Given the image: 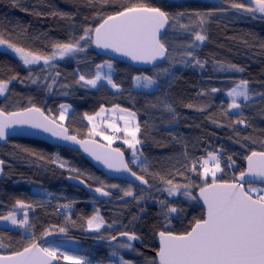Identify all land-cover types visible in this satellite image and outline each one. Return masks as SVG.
Masks as SVG:
<instances>
[{
	"label": "trees",
	"instance_id": "obj_1",
	"mask_svg": "<svg viewBox=\"0 0 264 264\" xmlns=\"http://www.w3.org/2000/svg\"><path fill=\"white\" fill-rule=\"evenodd\" d=\"M233 3L247 6L250 0H0V35L41 56L52 53L58 43H75L86 28L95 29L108 16L133 5L158 7L170 16L162 36L168 50L165 60L152 68L112 61L118 92L106 85L93 88L79 81L81 75L93 78L97 66L108 60L94 46L75 59L32 67L0 50V81L9 85L0 97V111L37 107L57 121L59 107L68 104L72 112L64 125L71 134L100 141L89 134L85 114L94 116L101 107L117 105L134 112L144 162L132 169L149 184V189H141L108 179L84 156L67 148L31 139H9L0 145V160L4 162L0 216L15 210L16 202L22 201L30 205L26 207L30 217L20 229L0 227V254L20 252L46 232L64 228L63 233L80 241L72 254L86 257L91 264H116L117 256L111 255L116 247L120 249L118 257L131 264H157L154 253L159 232L185 234L196 220L204 219L197 199L183 195L184 188L178 195L168 196L172 185L166 181L191 185L188 190L196 197L205 183L201 165L208 153L220 159L222 170L216 175L217 181L231 182L245 170L247 156L264 151V14L232 8ZM197 32L207 37L203 43L194 41ZM189 51L192 57L185 55ZM138 75L157 79L156 88L135 89L133 80ZM241 80L248 82L254 100L242 102L239 115H234L225 93ZM214 88L217 91L213 92ZM113 146L129 159V146L120 141ZM193 163L195 172L190 170ZM70 176L81 179L87 187L68 182ZM211 180L208 176L207 182ZM88 187L103 188L110 194L101 199ZM129 188L133 195L125 196ZM171 207L178 211L169 212ZM96 214L105 226L99 232H89L87 221ZM122 232L139 237L141 247L120 248L123 242L107 246L86 239H107ZM60 264L72 262L61 259Z\"/></svg>",
	"mask_w": 264,
	"mask_h": 264
},
{
	"label": "snow or ice",
	"instance_id": "obj_2",
	"mask_svg": "<svg viewBox=\"0 0 264 264\" xmlns=\"http://www.w3.org/2000/svg\"><path fill=\"white\" fill-rule=\"evenodd\" d=\"M231 7L254 14H264V0H250V5L247 6L244 3H233ZM178 15L182 16L183 13ZM197 15L200 14L197 13ZM169 20V14L160 8L137 4L127 7L115 15L108 16L95 29L86 28L80 40L94 43L99 48L111 49L114 52L130 57L134 61L154 63L157 60L165 59L167 48L161 41L160 35L161 30L168 25ZM92 33H94V38L91 35ZM206 39L205 35L197 32L194 41L203 42ZM0 45H6L18 53L25 65L36 64L41 60L48 64L57 54L63 57L69 53L85 50L81 47L79 41L75 43H58L54 46L56 51L51 56H41L10 43L2 35H0ZM185 55L192 57L193 53L189 51ZM195 63L203 67V63L200 60H196ZM97 67L98 69L107 67L111 70L112 64L106 61L104 65H98ZM236 70L243 71V69ZM161 71L164 73L168 72L167 69H161ZM101 79L106 80L113 88L118 89L120 87L113 81L111 71L103 76L97 71L96 75L91 79H86L83 75L79 77V81H84L86 85L92 87H96ZM134 80L138 88H151L158 83V80L152 76L138 75L134 77ZM7 87V82L0 81V95L7 90ZM212 91L215 92L217 89L214 88ZM228 95L232 97L229 108L239 109L241 107L240 103L237 102L239 98H243L245 101L250 99L248 82L241 80L228 92ZM187 106L192 107L191 104ZM60 107L63 111H61L59 119L63 120L69 106L61 105ZM169 108L171 110L170 106ZM200 110L203 111V109ZM106 111H119L127 114V116L121 115L119 117V119L125 121L123 128L118 127L115 123H109L108 127L115 132L123 131L126 136L131 138L125 139L124 143L133 149V162L135 163L136 146L141 143L137 139L140 127L139 124L132 125L129 117L134 118L136 113L129 112L127 109L120 108L117 105L111 110L101 107L100 111L96 113V117ZM34 113L38 114L39 118L28 115ZM3 115L4 113L0 111V116ZM85 115L90 122L95 119L94 116ZM10 116L19 117V119H0V139H6L8 135L6 130L10 125L28 124L33 128L51 133L53 136L80 144L85 152L104 163L108 168L129 172L142 183H148L143 176H137L129 168L119 148L112 149L110 147L114 138L97 131L95 124L89 130V134L103 135L104 139L108 141L107 146L98 145L95 140H78L75 135H69L67 128L58 124L55 119L49 120L39 108L32 107L27 109L26 112L11 113ZM237 123H243V121L238 120ZM246 159L248 162L247 171L240 172L239 177L231 183L218 182L216 173L222 170L220 168V160L217 155L208 153V159L203 160L201 165V175L205 183L199 188V197L202 198L203 203L207 206L206 218L196 220L191 231L185 234L176 235L170 231L160 232L159 264H264V189H256L251 186L256 179L260 183H264V152L253 151ZM209 160L214 161L212 168L208 166ZM229 160H231L230 157ZM2 163L3 161H0V164ZM64 166L65 164L61 162L60 167L63 168ZM190 170L196 171L195 163H193ZM72 171L76 170L72 169ZM209 174L212 177L211 183L207 182ZM246 177L251 179L246 180ZM166 183L172 185L167 189L170 196L178 195L179 189L184 188L183 195L190 199H197L188 190L191 185H173L171 180L166 181ZM246 183L249 185L247 189L245 188ZM111 187L118 186L112 185ZM95 191L104 196L110 194L104 191L103 188H96ZM124 195L131 196L133 192L129 188L124 192ZM16 203L20 207H30V205H25L22 201H17ZM64 207L68 206L65 205ZM168 211L176 213L178 209L171 207ZM0 220L10 221L12 225L25 226L28 224L26 213L24 219L19 221L16 219L15 213L0 216ZM87 223L89 229L99 231L104 221L102 217L96 215L89 219ZM59 231L65 232L66 229L60 228ZM48 234L50 233H45V235ZM121 235L127 237L128 241L138 239L135 234L127 232H122ZM111 239L115 240L116 237H111ZM119 247L131 249L132 244L122 243ZM58 252V248L41 247L33 240L22 252H16L12 256H0V264H52L58 258ZM61 255L63 259L70 260L72 264H91V261L83 256ZM111 255L116 257L119 253L114 250ZM119 264H131V261L125 260L121 256L119 257Z\"/></svg>",
	"mask_w": 264,
	"mask_h": 264
},
{
	"label": "water",
	"instance_id": "obj_3",
	"mask_svg": "<svg viewBox=\"0 0 264 264\" xmlns=\"http://www.w3.org/2000/svg\"><path fill=\"white\" fill-rule=\"evenodd\" d=\"M103 23V22H102ZM99 27V26H98ZM162 36H164V29L161 30V41H162ZM94 38V37H93ZM94 49L103 57H105L106 59H108V61H116V62H121V63H125L131 67L134 68H148L159 64L160 62H162L163 60L166 59L167 55H168V50L165 54V59H161V60H157L154 63H143V62H139V61H134L132 60L130 57L124 56L120 53L114 52L111 49H103V48H99L97 47L95 44L93 45ZM32 108V107H30ZM37 108V107H35ZM26 109L23 110H18V111H14L11 113H17V112H26ZM44 116H47V114L41 109L39 108ZM3 112V111H2ZM4 115L0 116V119H7V120H12V119H19V117H12L10 116L11 113H5L3 112ZM32 117L35 118H39L38 114H28ZM48 117V116H47ZM49 120H52L51 117H48ZM58 124H61L64 128H67L64 124L56 121ZM68 129V128H67ZM8 135L6 137V139H0V145H6L9 139H13V138H24V139H31V140H37V141H41L44 143L49 144L50 146L53 147H59V148H67L71 151L80 153L82 156H84L87 161L92 165L93 168H95L96 170H98L99 172H101L103 174V176H106V178L108 179H112V180H120V181H124L127 183H130L132 185H134L135 187L141 188V189H149V184H144L141 181L137 180L135 177H133L129 172L126 171H116L114 169H110L108 168L104 163H102L101 161L96 160L92 155H90L88 152L84 151V148L77 143H74L72 141L69 140H64L62 138L53 136L51 133L48 132H44L42 129H37V128H33L28 124H13L10 125L8 127V129L6 130ZM68 134L72 135L70 130L68 129ZM77 137V136H76ZM78 140H95L96 143L98 145H102V146H107L106 143L94 139V138H85V139H81L79 137H77ZM112 149H116L117 147L114 146H110ZM120 149V148H119ZM120 151L123 153V157L125 162L128 164L129 168L132 169V166L129 163V159L127 158L125 152L120 149ZM256 152H264V151H256ZM251 155V154H250ZM2 161V160H0ZM247 159H246V166H245V170L243 171H247ZM4 162L2 164H0V182L3 180L4 178ZM134 172V171H133ZM137 174V173H136ZM137 176H139L137 174ZM239 175L236 177L238 178ZM145 179V178H144ZM246 180L251 179L250 177H246ZM68 182L74 184V185H79V186H83V187H87L86 183L84 181H82L81 179L74 177V176H70L67 178ZM146 180V179H145ZM231 183V182H229ZM252 184H262L264 185V183H260L258 179L255 180V182H253ZM246 185H248L247 183L245 184V188ZM89 191L95 195L98 198H104L107 196L101 195V193L96 192L95 189L96 188H90L88 187ZM105 191V190H104ZM197 197V201L199 202V204L202 206V208L204 209V219L206 218V214H207V206L203 203L202 198L199 197V191H197V193L195 194ZM191 231V230H190ZM160 233V232H159ZM159 233L157 235V245H158V250L154 253V256L156 258L157 264H159V258H158V252H159V248H160V236ZM131 234V233H130ZM72 235H70L69 233H63V232H53L50 233L48 235H44L43 237H41L40 239H38L36 241V243L42 247V244L51 240H55V239H64V238H71ZM116 237L115 240L111 239V238H97V237H87L86 239H88L91 242L94 243H98V244H103V245H107V246H113L115 244H117V242H123V243H131L133 247H141V241L139 240V237L137 240L135 241H128V238L125 236H122L121 233L114 236ZM23 251V250H22ZM20 251V252H22ZM15 254V253H14ZM12 254V255H14ZM11 254H0V256H12ZM61 260L59 258H57L56 260H54L52 262V264H60Z\"/></svg>",
	"mask_w": 264,
	"mask_h": 264
},
{
	"label": "rangeland",
	"instance_id": "obj_4",
	"mask_svg": "<svg viewBox=\"0 0 264 264\" xmlns=\"http://www.w3.org/2000/svg\"><path fill=\"white\" fill-rule=\"evenodd\" d=\"M91 35H92V37H94V33H92ZM78 41L80 42L81 47H83L85 49L84 51H76V52H73V53L66 54L63 57H61L60 55L57 54L56 57L54 59H51L48 62V64H46V65H50V64L56 63L58 61L75 59V58H77V57H79L81 55H84L87 52V50H89V48H91L94 45V43H90L88 41H83V40H78ZM203 42H200V43H203ZM0 50L1 51H5V52L11 54L12 56H14L15 58H17L19 61H21L23 63V60L21 59L20 55L18 53L14 52L12 49L8 48L6 45H0ZM55 51H56V49L53 52H55ZM53 52L50 53L49 55H46V56H51L53 54ZM106 61L107 62H111L112 69L109 70L107 67H103V68H99L97 71H99L102 76L104 74H107L109 71H111V75L113 77V74H114V64H113L112 61L105 60L100 65H104ZM40 65H45V63H44L43 60L39 61V63L31 64V65H25V66L26 67H32V66H40ZM141 76H144V75H141ZM133 81H134V88L135 89L153 90V89L156 88V85L152 86L151 88H142V87H139L138 88V87H136L135 80H133ZM101 85L108 86L114 92H118L119 91V88L118 89L117 88H113L110 84L107 83L106 80H103V79H101L97 83V86L96 87H93V88H98ZM221 86L224 87V83H222ZM235 86H236V84L234 86H232V88H234ZM8 88L9 87H7V90H8ZM232 88H230L229 90H227L226 93H225V96H226V98L228 97V100L230 101V103L232 102V97H230L228 95V92ZM7 90L2 95H0V97H3L4 94L7 92ZM253 100L254 99L250 96V99H248L247 101H245L243 98H239L237 102L240 103V105H241L242 102L248 103V102L253 101ZM63 105H68V104H63ZM113 108H115V107H113ZM113 108H105V109L111 110ZM61 111H63V109H61V107H59V115H58V120L57 121L60 122V123H62V124H64L67 121L69 115L71 114L72 108H71V106H69L67 108V111L65 113V118L63 120H60L59 119ZM229 111H230V113H232L234 115L235 114H238L239 115V113L241 111V107L239 109L229 108ZM129 112H131V111H129ZM121 115L127 116L126 113H121L119 111H116V112L106 111L105 113H102L98 117H96V115H94L95 119L93 121H91V122L86 118V123L88 124V126L90 128H92L93 124H95L97 126V131H100V132L104 133L105 135H108V136H112L113 137V135H111V133L112 132H115V131L113 129L109 128L108 125H109V123H115L118 127L123 128L125 121L119 119V117ZM129 120L131 121L132 125L138 124L136 115H135L134 118L129 117ZM116 133H118L117 135H119L118 136V139L113 137L114 139H113V142H112L111 146H113L117 141H120V142L124 143V140L125 139H131L130 137L126 136V134L123 131L116 132ZM138 133H137V139H138ZM98 138H100L102 140V142H104V143H106L108 145V141L104 139L103 135L98 136ZM124 145H127L128 146V144H125V143H124ZM140 149H141V143L136 146V162L134 163L133 162V160H134V158H133V149L131 148V154L129 156V160H130L131 166H133V167H139L144 162V158L142 157V155H140L141 154V150ZM217 157L219 158V156H217ZM208 166L210 168H212L214 166V161L209 160ZM219 174H220V171L216 173V175H219ZM209 176L211 177V174H209ZM251 186L253 188H256V189H264V185H262V184H252ZM248 187H249V185H246V189ZM168 196H170V195H168ZM172 196H174V195H172ZM66 210H70V209H67L66 208ZM10 213H15L16 219L18 221L24 219V215L26 213L27 214V218H28V222H29L30 210L28 208H26V207H20L18 205L15 208V210L10 211ZM8 214H9V212L6 213V214H3L1 216H7ZM96 215H99V214H96ZM104 226H105V223H103V226L99 230H101L102 228H104ZM0 227L1 228H5V229L6 228L7 229H20L22 226H20V225H12L10 221L0 220ZM88 231L89 232H99V231L92 230V229H89ZM79 244H80V241L79 240H76L74 238H64V239H55L54 241L51 240V241L45 242V243H43L42 247H55V248H58L59 249V252L57 254L58 258H60V260L61 259L64 260L65 262H71L70 260L63 259V257H62L61 254H66L68 256H74L71 251H74L77 248V246H79ZM115 246H117V245H115ZM116 250L118 251L120 249H117V247H116ZM114 262L116 264H119V257L118 256H117V258H116V260Z\"/></svg>",
	"mask_w": 264,
	"mask_h": 264
},
{
	"label": "built area",
	"instance_id": "obj_5",
	"mask_svg": "<svg viewBox=\"0 0 264 264\" xmlns=\"http://www.w3.org/2000/svg\"><path fill=\"white\" fill-rule=\"evenodd\" d=\"M117 134H118V133H116V132H112V133H111V135H113V137H115V138L118 137ZM233 180H236V177H233ZM66 208L69 209V207H66ZM66 208H65V209H66Z\"/></svg>",
	"mask_w": 264,
	"mask_h": 264
}]
</instances>
